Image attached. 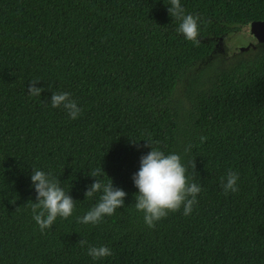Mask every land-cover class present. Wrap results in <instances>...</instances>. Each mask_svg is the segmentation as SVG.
<instances>
[{
	"label": "trees",
	"instance_id": "16d2710c",
	"mask_svg": "<svg viewBox=\"0 0 264 264\" xmlns=\"http://www.w3.org/2000/svg\"><path fill=\"white\" fill-rule=\"evenodd\" d=\"M180 2L198 18L196 46L177 33L167 0H0V264H264V44L220 48L264 22V0ZM33 81L40 96L26 91ZM53 91L71 94L77 119L48 105ZM140 140L194 160L202 191L189 216L143 223L131 181L150 150ZM33 168L75 201L43 234ZM94 171L126 196L92 226L77 218L96 202L84 197ZM229 171L235 193L221 185ZM81 239L112 255L93 261Z\"/></svg>",
	"mask_w": 264,
	"mask_h": 264
},
{
	"label": "clouds",
	"instance_id": "9594fccd",
	"mask_svg": "<svg viewBox=\"0 0 264 264\" xmlns=\"http://www.w3.org/2000/svg\"><path fill=\"white\" fill-rule=\"evenodd\" d=\"M166 10L172 19L177 20V33L183 36L193 46L199 43L198 18L185 13L180 0H167ZM39 81L28 84L27 93L31 96H40L42 87L35 85ZM48 105L52 109H62L69 119L75 120L81 114V108L71 94L66 91H53L48 98ZM205 137H200L203 142ZM144 141L143 147L150 150L139 157V167L131 176L135 189L133 206L137 212L142 213L143 223L148 228H153L156 223L165 218L169 213L177 211L185 217L189 216L197 203V197L201 193V185L190 179L189 167L195 173L194 160L190 165L181 161V156L174 151L165 152L152 146L150 140ZM131 146L140 149L135 140L130 141ZM191 145L184 146L187 154ZM103 172V171H102ZM94 171L91 177L93 182L87 186L84 197H97L95 204L82 216L78 217L80 223L95 226L106 217L112 216L115 211L124 206L126 193L114 187L102 179L96 178ZM239 175L229 171L222 179L221 185L225 193L238 190L237 181ZM30 187L35 193V203L31 202L32 220L43 234L54 224L57 218L67 219L73 214L75 201L62 188L61 182L49 172L39 168L30 170ZM80 245L85 247L86 254L93 260H102L110 257L112 251L105 245H87V241L81 239Z\"/></svg>",
	"mask_w": 264,
	"mask_h": 264
},
{
	"label": "rangeland",
	"instance_id": "374dc122",
	"mask_svg": "<svg viewBox=\"0 0 264 264\" xmlns=\"http://www.w3.org/2000/svg\"><path fill=\"white\" fill-rule=\"evenodd\" d=\"M255 42V39L250 34L249 27H241L238 33L229 35L220 48L222 50L223 46L230 54H233L242 48L254 44Z\"/></svg>",
	"mask_w": 264,
	"mask_h": 264
},
{
	"label": "water",
	"instance_id": "95a60500",
	"mask_svg": "<svg viewBox=\"0 0 264 264\" xmlns=\"http://www.w3.org/2000/svg\"><path fill=\"white\" fill-rule=\"evenodd\" d=\"M249 31L252 37L255 39L257 43L264 44V22H253L249 26ZM245 48L240 49V51Z\"/></svg>",
	"mask_w": 264,
	"mask_h": 264
}]
</instances>
